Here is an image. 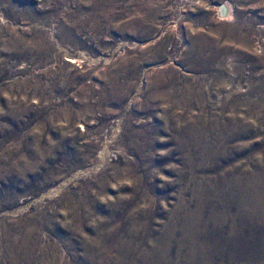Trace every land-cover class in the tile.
Here are the masks:
<instances>
[{"label": "rangeland", "instance_id": "374dc122", "mask_svg": "<svg viewBox=\"0 0 264 264\" xmlns=\"http://www.w3.org/2000/svg\"><path fill=\"white\" fill-rule=\"evenodd\" d=\"M0 264H264V0H0Z\"/></svg>", "mask_w": 264, "mask_h": 264}, {"label": "bare ground", "instance_id": "6f19581e", "mask_svg": "<svg viewBox=\"0 0 264 264\" xmlns=\"http://www.w3.org/2000/svg\"><path fill=\"white\" fill-rule=\"evenodd\" d=\"M225 8V7H224ZM227 9V8H226ZM226 13V12H225Z\"/></svg>", "mask_w": 264, "mask_h": 264}, {"label": "water", "instance_id": "95a60500", "mask_svg": "<svg viewBox=\"0 0 264 264\" xmlns=\"http://www.w3.org/2000/svg\"><path fill=\"white\" fill-rule=\"evenodd\" d=\"M223 7H225V6L223 5Z\"/></svg>", "mask_w": 264, "mask_h": 264}]
</instances>
